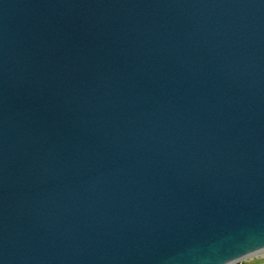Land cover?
I'll list each match as a JSON object with an SVG mask.
<instances>
[{"label":"water","instance_id":"1","mask_svg":"<svg viewBox=\"0 0 264 264\" xmlns=\"http://www.w3.org/2000/svg\"><path fill=\"white\" fill-rule=\"evenodd\" d=\"M260 249L264 0H0V264Z\"/></svg>","mask_w":264,"mask_h":264},{"label":"rangeland","instance_id":"2","mask_svg":"<svg viewBox=\"0 0 264 264\" xmlns=\"http://www.w3.org/2000/svg\"><path fill=\"white\" fill-rule=\"evenodd\" d=\"M263 251L264 249H260L252 253H248L238 258L235 262H230L226 264H264V252Z\"/></svg>","mask_w":264,"mask_h":264},{"label":"bare ground","instance_id":"3","mask_svg":"<svg viewBox=\"0 0 264 264\" xmlns=\"http://www.w3.org/2000/svg\"><path fill=\"white\" fill-rule=\"evenodd\" d=\"M264 252V251H263Z\"/></svg>","mask_w":264,"mask_h":264}]
</instances>
